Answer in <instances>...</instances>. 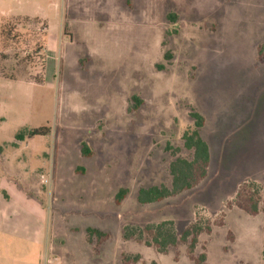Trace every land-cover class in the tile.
<instances>
[{
    "label": "rangeland",
    "instance_id": "obj_1",
    "mask_svg": "<svg viewBox=\"0 0 264 264\" xmlns=\"http://www.w3.org/2000/svg\"><path fill=\"white\" fill-rule=\"evenodd\" d=\"M193 111L206 177L140 203L192 158ZM0 186L42 206L46 264H264V0H0ZM167 220L200 226L193 249L124 237ZM20 247L33 248L0 234L2 264Z\"/></svg>",
    "mask_w": 264,
    "mask_h": 264
},
{
    "label": "trees",
    "instance_id": "obj_2",
    "mask_svg": "<svg viewBox=\"0 0 264 264\" xmlns=\"http://www.w3.org/2000/svg\"><path fill=\"white\" fill-rule=\"evenodd\" d=\"M176 14L170 13L168 15L169 19H175ZM166 57H170V53L166 54ZM134 101H136L135 106L138 107L142 100L138 96H133ZM194 118L195 127L187 129L183 134L184 146L193 151L192 158H186L182 156L176 157L170 164V172L172 175L171 187L167 185H154L150 187H142L139 190L138 201L142 204L155 203L162 201L168 197L177 195L186 190L192 189L197 185L202 179L206 177L208 166L211 161V148L206 140L201 136V128L204 125V117L193 111L191 113ZM48 126H40L34 128H25L18 131L15 135L16 139L24 140L25 138L34 137L37 135H45L49 132ZM180 148H175V151H179ZM82 152L85 155H90L91 151L87 144H83ZM5 193V192H4ZM128 193L127 188H120L117 196L116 202L120 203L125 195ZM7 196V194L5 193ZM240 207L244 210L255 214L258 211V206L256 202H251L247 199L239 202ZM93 236L98 234L99 236L106 237L107 235L96 229L90 228L88 230ZM201 228L197 223H194L187 227L181 235H178L176 229L174 228L173 221H163L160 223H148L145 227H134L124 229V237L131 238L136 235L140 239L147 236L146 242L148 245L156 246L160 251L165 252L168 250L169 246L177 245L178 241H188L192 239L191 246L192 249L197 242V235L200 233ZM147 233V235H146ZM128 257H126V260ZM205 255L201 256L204 259ZM137 259V258H135ZM263 259H264V249H263ZM202 260L198 261L200 264Z\"/></svg>",
    "mask_w": 264,
    "mask_h": 264
},
{
    "label": "crops",
    "instance_id": "obj_3",
    "mask_svg": "<svg viewBox=\"0 0 264 264\" xmlns=\"http://www.w3.org/2000/svg\"><path fill=\"white\" fill-rule=\"evenodd\" d=\"M0 234L32 245L31 251L23 247L14 251L16 255L13 256V260L16 264H46L50 260L44 251L48 235L42 206L30 198L14 196L8 188L2 186H0ZM5 251L9 259L10 252L13 251ZM3 253L0 251V264Z\"/></svg>",
    "mask_w": 264,
    "mask_h": 264
}]
</instances>
